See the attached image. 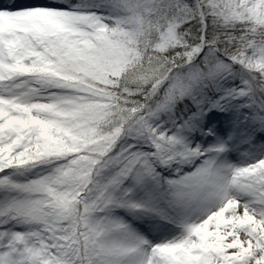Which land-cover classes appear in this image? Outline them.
I'll return each mask as SVG.
<instances>
[{"label": "snow or ice", "instance_id": "6c2138e0", "mask_svg": "<svg viewBox=\"0 0 264 264\" xmlns=\"http://www.w3.org/2000/svg\"><path fill=\"white\" fill-rule=\"evenodd\" d=\"M0 264H264V0H0Z\"/></svg>", "mask_w": 264, "mask_h": 264}]
</instances>
